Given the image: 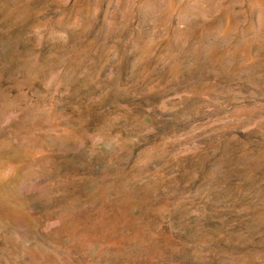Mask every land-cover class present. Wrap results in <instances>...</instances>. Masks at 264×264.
Segmentation results:
<instances>
[{
	"label": "rangeland",
	"instance_id": "374dc122",
	"mask_svg": "<svg viewBox=\"0 0 264 264\" xmlns=\"http://www.w3.org/2000/svg\"><path fill=\"white\" fill-rule=\"evenodd\" d=\"M0 264H264V0H0Z\"/></svg>",
	"mask_w": 264,
	"mask_h": 264
}]
</instances>
